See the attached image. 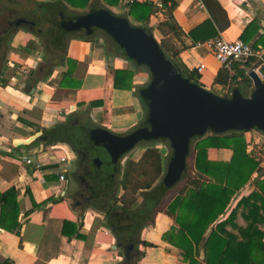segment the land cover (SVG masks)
Returning a JSON list of instances; mask_svg holds the SVG:
<instances>
[{"label":"crops","instance_id":"1","mask_svg":"<svg viewBox=\"0 0 264 264\" xmlns=\"http://www.w3.org/2000/svg\"><path fill=\"white\" fill-rule=\"evenodd\" d=\"M136 1L151 2L160 7V0ZM217 1L226 12L229 23L218 37L227 41L237 40L252 20L261 26V31L250 44L264 34V0ZM175 2L174 18L185 34L210 18L200 0ZM163 18L160 12L150 18L149 25L154 28L157 39L160 35L155 25ZM102 37L98 34L92 41L77 39L69 44L67 58L76 61L72 78L81 83L80 88H62L59 80L53 78L40 84L35 95L24 94L30 86L24 81L12 82L9 77L13 69L5 78L6 85L0 86V191L15 188L18 222L21 224L18 235L0 228V264H117L120 261L122 251L112 248L116 235L103 225L100 216L91 209L78 212L71 208L68 200L63 199L73 184L69 176L63 182L55 173L63 170L65 162L60 163V158L70 160L72 157L68 146L56 144L46 147L38 141L26 143L37 133L64 124L69 116L77 117L92 102L100 101L102 104L100 107L91 106L88 111L91 119L112 133H125L142 121L143 113L135 89L115 90L114 78L117 70H133L134 85L148 79V75L142 69H135L132 63L114 51L107 52L105 49H109L111 44ZM184 42L188 47L180 54L182 62L190 69L203 64L205 68L200 82L208 90H221L222 87L212 84L221 65L204 47L190 46L188 39ZM25 44L27 39L22 32L12 38L11 60L24 67L30 63L20 51ZM119 110L121 113L118 114ZM71 112H75L74 115ZM24 121L34 124L39 130ZM159 150L165 160L167 152ZM143 151L141 149L137 153L140 155ZM208 155L210 160L227 162L231 152L210 150ZM32 156L36 157L35 165L39 168L24 163V157ZM65 221L76 225V234L71 237L62 233ZM172 226L173 220L163 213L159 214L153 226L144 229L142 239L153 246L141 248L144 256L139 264H185L180 261L178 250L163 241L164 234Z\"/></svg>","mask_w":264,"mask_h":264},{"label":"trees","instance_id":"2","mask_svg":"<svg viewBox=\"0 0 264 264\" xmlns=\"http://www.w3.org/2000/svg\"><path fill=\"white\" fill-rule=\"evenodd\" d=\"M68 10L82 11L87 8L91 0H61ZM210 18L199 24L188 34H185L174 18L177 8L175 0H160V7L151 2L131 0L126 5L129 16L144 28L147 34H152L153 27H149L150 18L160 12L163 20L155 25L160 37L161 49L170 58L177 71L187 80L205 88L200 82L201 74L187 67L181 60L180 54L188 46L184 39L190 41V46L218 38L219 33L227 29L229 23L226 12L217 0H200ZM112 8L118 7L123 0H103ZM91 6L89 12L102 8ZM94 4V3H93ZM261 31V26L252 20L243 30L239 39L250 43ZM80 40L92 41L93 36L80 34ZM256 52L264 49V34L251 44ZM114 52L123 56L124 51L111 42ZM127 60V59H126ZM68 71L65 78L59 82L62 88H80L81 83L74 80L73 72L76 61L69 59ZM255 59L244 63H232L230 68L220 67L214 75L212 84L219 87L236 89L239 83L252 84L247 76ZM134 64L135 69L144 67ZM260 66V65H259ZM259 72L264 78V65ZM134 71L125 69L115 71L114 89L130 90ZM239 79V80H238ZM142 102V100L140 99ZM102 102H92L90 105L100 107ZM145 112L146 107L142 102ZM72 119L67 118L64 124H57L49 130L42 131L47 137L46 146L64 143L77 150L88 148L86 131L74 129ZM35 130L37 126L27 121ZM90 128L88 125H82ZM246 133H249L246 132ZM245 132L233 131L222 134L206 133L203 137H194L190 145L194 150L193 176H189L185 186L164 208V214L173 220V226L164 234L163 241L178 250L180 261L185 264H264V165L258 155L248 151L249 140ZM210 150H228L231 152L229 161L210 160ZM161 154L158 149L146 148L137 160L127 163L123 172L121 189L123 195L119 201L129 205L130 210L120 207L129 218L115 217V233L119 242H129L134 239L143 226L145 217L154 205L165 197L167 189L154 184L162 169ZM100 168V167H98ZM96 168L95 170L98 171ZM136 175L137 182H133ZM181 179H186L183 174ZM105 189L98 194L105 195L112 188V180H102ZM108 189V190H107ZM150 190L142 194L144 203L140 209L134 210L137 194L140 190ZM130 191V193H129ZM247 191L246 194H243ZM19 209L16 191L11 187L0 191V228L18 235L21 228L18 222ZM63 235L71 237L76 234V225L65 221ZM77 237H80L77 233ZM151 247L153 245H150ZM133 260L127 264H137L142 252L136 253ZM10 264V263H5Z\"/></svg>","mask_w":264,"mask_h":264},{"label":"water","instance_id":"3","mask_svg":"<svg viewBox=\"0 0 264 264\" xmlns=\"http://www.w3.org/2000/svg\"><path fill=\"white\" fill-rule=\"evenodd\" d=\"M96 1H99L102 8L89 12ZM81 12L83 14L64 22L67 32L92 36L93 29H96L109 44L112 42L124 51L127 59L125 61L135 62L148 72V85L140 91V99L147 110L142 127L126 136L117 135L103 127L84 128L82 125L74 127V129L81 127L86 131L87 154L92 148L93 155H97L95 164L100 160L106 161L109 164L108 168L105 166L106 172L112 174L118 159L125 153H130L141 141L167 140L173 155L166 166L163 182L166 187H170L181 179L186 169L192 138L203 137L208 132L222 134L240 131L246 134L250 130L264 135V78L255 69L247 73L253 86L249 96L242 95L239 85L236 89L222 87L221 90H208L190 82L177 71L170 58L161 49L155 30L153 29L152 34H147L144 28L129 16L127 8L117 12V9L107 6L103 0H91L87 8ZM18 21L15 22L16 26ZM224 90L230 95L220 93ZM88 107L91 109L90 104ZM87 116L88 120H91L90 115ZM84 118L85 115H82L78 120ZM32 140L44 143L47 137L37 133L26 143ZM18 145L21 146V143ZM67 146L72 156L67 161L68 170L71 171L75 166L77 154L73 153L69 145ZM153 148L161 149L163 153L166 151L162 143H157L148 149ZM29 159L34 167L36 157L32 156ZM163 162L162 159V164ZM62 169L66 172V168ZM80 204L78 202L77 205ZM121 244L115 239L113 250L124 251ZM132 248L133 246L130 245L127 250Z\"/></svg>","mask_w":264,"mask_h":264},{"label":"flooded vegetation","instance_id":"4","mask_svg":"<svg viewBox=\"0 0 264 264\" xmlns=\"http://www.w3.org/2000/svg\"><path fill=\"white\" fill-rule=\"evenodd\" d=\"M92 6L98 5L97 3H94L92 4ZM80 14L83 13L77 10L70 11L66 9L63 6L61 0H50L49 2H42L41 0H0V86L6 85L5 78L10 76V69H13V74L9 77L12 82H14L15 84L22 81L28 83L30 89H27V91H25L26 93H24L28 95L29 93H32L33 95L38 93V86L49 81L50 79L57 78L60 82L61 79L65 78L69 68L67 62L69 60L67 58V50L69 44L70 42L79 39L80 34L76 32H67L64 27V22ZM18 20L21 21L19 22ZM16 21H18V27L15 25ZM18 32H22L27 39V44L20 47V51L27 56V60H29L30 62L26 65V67H24L25 65L17 64L11 60L12 38ZM93 32L94 37L100 34V31L96 29H93ZM102 38L105 39L104 36ZM105 50L110 53V51H114V48L109 45V49ZM147 85L148 79L144 78L139 83H136L132 86L131 89H135V94L137 95L139 100L140 91L146 88ZM139 102L141 111L143 113L142 121H140V123L133 129L117 135L126 136L144 125L146 112L142 102ZM81 111L84 112H79V115H85V118L79 121L77 117L69 116L75 118H72L71 125L77 126L85 124L93 128L100 127V123L95 122L92 119L88 120L87 115L88 111H90L89 107L87 110ZM74 113L75 112H71V115H74ZM41 142L42 141H38V143ZM157 143L165 144L171 150L169 142L167 140L161 139L141 141L137 146L140 147L139 150H145L146 148L154 146ZM43 145L45 144L43 143ZM135 148H133L132 150H134ZM86 149L87 148H85L84 150V147L83 149L77 151L75 149H72L73 153L77 154V156L75 160V166L72 168L70 174L68 170L69 165L67 164L68 160L65 157L66 160L63 168H66V172L65 170L62 171L64 176L63 182L66 181V178L69 176V179L73 185L68 194H65L63 196V199L68 200L71 208L74 210L76 209V211L78 212L80 210L83 211L86 209H91L93 212H96L100 216L103 225L114 234L115 217L120 216L129 218L128 215L120 209V207L123 206L127 210H130V206L123 205L122 202H120L121 200L119 201V196L123 195H119V190L121 188L120 184L123 180L122 174L125 170V168L122 169V167L127 162L126 158H128V153H125L118 159L113 173L109 174V172H106L105 167L107 166L108 168L109 164L106 161L102 162L101 160L100 162L95 164L94 160L97 158V155H93L94 150L92 148L90 149L89 154H87ZM158 151L160 152V150ZM191 152V145L189 144V154L187 156L186 169L182 173V176L183 174H185L186 176L185 183L187 181V178L189 176H193L194 174L193 171H188L187 166ZM141 154L139 155V153H137L138 156L134 159H129L128 162L137 160L141 156ZM172 155V150L170 155L168 154V152L166 153V166L170 162ZM166 166L164 168L162 167L163 171L156 179V182L153 186L155 187L162 184L167 189L166 195L165 197H163L162 201H160L157 205H154L151 211L147 213L143 226L138 231L134 239L129 242H121L122 250L124 251H122L120 261L117 264H127L133 260V256L135 253L137 255L138 253L142 252V257H140L137 261V264H139L144 256V251L141 250V248L151 247L150 245L152 244H149L142 239V232L144 231V229L151 227L156 223L159 214L164 213V208L166 205L164 204V200L166 196L180 182L184 181V179H180L176 184H173L170 187H166L163 182L164 176L166 174ZM96 168H98V171L95 170ZM105 179L112 180V188L107 194L103 196L98 193L101 189L106 190V188H104L105 183L102 182V180ZM151 190L152 189L140 190L137 194L136 204L132 207V209H140L144 203L142 194ZM78 202H80L81 204L77 205ZM117 243H119L118 239ZM130 245H132L133 248L131 250H127Z\"/></svg>","mask_w":264,"mask_h":264},{"label":"built area","instance_id":"5","mask_svg":"<svg viewBox=\"0 0 264 264\" xmlns=\"http://www.w3.org/2000/svg\"><path fill=\"white\" fill-rule=\"evenodd\" d=\"M129 3H131V1L123 0L121 5L123 8H126V5ZM197 46L207 49L213 55L215 60L221 65V67H225L227 69L230 68L232 63H244L249 59H255L260 66L264 65V54L262 52H256L250 43H244L240 39L227 41L218 37L207 40L203 43H198ZM260 66L257 68V70H259ZM204 68L205 67L203 64H199L196 67V70L199 74H201ZM65 160V158H60L59 162L64 163ZM23 161L26 165L32 166L31 160L29 158L24 157ZM35 168H39V166L35 165ZM62 171L63 170H61V172L55 173V176L60 181H63L64 178Z\"/></svg>","mask_w":264,"mask_h":264},{"label":"rangeland","instance_id":"6","mask_svg":"<svg viewBox=\"0 0 264 264\" xmlns=\"http://www.w3.org/2000/svg\"><path fill=\"white\" fill-rule=\"evenodd\" d=\"M115 9H117V12H119L120 10L123 9V6L120 4L118 7H116ZM83 13V12H81ZM131 63V62H129ZM259 67V63L258 62H254L253 66L251 69H256ZM249 69V70H251ZM249 70H247V73L249 72ZM259 75L262 76L259 72V70H257ZM246 73V74H247ZM239 86L242 90V95L244 97L249 96L251 91H252V84H246V83H239ZM227 89V88H226ZM222 94H225L227 96L230 95L229 92H227V90L220 92ZM83 110V109H82ZM80 112H84V111H80ZM121 113V110L118 111V114ZM80 114V113H79ZM82 115H78L77 117L79 118ZM75 119V118H73ZM247 134V139L250 141L249 145H248V151H250L251 153H255L258 155L259 160L261 161V165H264V135L258 131H252L250 130L249 133ZM163 148L164 150H166L168 152V154H171V150L169 149V147L165 144H163ZM140 147L137 146L134 150H132L130 153H128V159L127 162L125 163V165L128 163L129 159H134L136 158L137 152L139 151ZM191 155L189 157L188 160V171H193V163H194V150H193V146H191ZM136 153V154H135ZM125 165L122 167V169L125 168ZM166 166L165 160L163 162V168ZM71 173V171L69 170V174ZM123 175V174H122ZM123 178V177H122ZM133 182H137L136 180V175L133 176ZM185 186V179L184 181L180 182L170 193H168L167 197H166V201H164L165 207L169 204V202L179 193V191ZM130 193V191H129ZM123 194V190L120 188L119 190V195Z\"/></svg>","mask_w":264,"mask_h":264}]
</instances>
